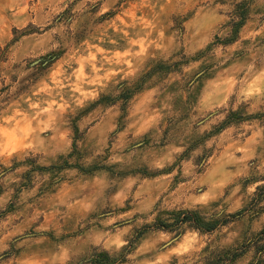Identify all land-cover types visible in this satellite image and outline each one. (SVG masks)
Returning a JSON list of instances; mask_svg holds the SVG:
<instances>
[{
    "label": "rangeland",
    "instance_id": "rangeland-1",
    "mask_svg": "<svg viewBox=\"0 0 264 264\" xmlns=\"http://www.w3.org/2000/svg\"><path fill=\"white\" fill-rule=\"evenodd\" d=\"M263 184L264 0H0V264H209Z\"/></svg>",
    "mask_w": 264,
    "mask_h": 264
},
{
    "label": "trees",
    "instance_id": "trees-1",
    "mask_svg": "<svg viewBox=\"0 0 264 264\" xmlns=\"http://www.w3.org/2000/svg\"><path fill=\"white\" fill-rule=\"evenodd\" d=\"M264 201V184L257 188L253 201H251L249 208L254 210L253 213L260 215L264 213V205L255 208V206L259 205L261 202ZM191 213L186 212L185 216L183 217L182 221L186 219L188 215ZM240 214V213H238ZM234 215H231L230 217H233ZM181 222V221H180ZM165 228H168L171 226V224H164L162 225ZM261 243V244H259ZM254 247L255 248V258L252 262V264H264V226L262 229L254 236L253 240H251L249 243L245 245H240L237 248H232L227 251H224L219 256L215 257L212 261L209 262V264H231L238 258H240L246 251L247 248ZM101 264V263H97Z\"/></svg>",
    "mask_w": 264,
    "mask_h": 264
}]
</instances>
